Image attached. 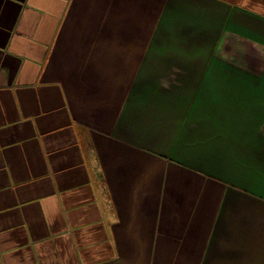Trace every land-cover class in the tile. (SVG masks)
Instances as JSON below:
<instances>
[{
  "label": "crops",
  "instance_id": "obj_1",
  "mask_svg": "<svg viewBox=\"0 0 264 264\" xmlns=\"http://www.w3.org/2000/svg\"><path fill=\"white\" fill-rule=\"evenodd\" d=\"M0 264H264V0H0Z\"/></svg>",
  "mask_w": 264,
  "mask_h": 264
}]
</instances>
